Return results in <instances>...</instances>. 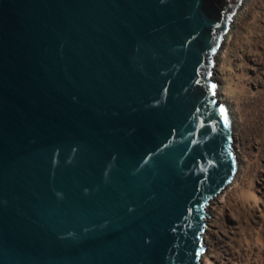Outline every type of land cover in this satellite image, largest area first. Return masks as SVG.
I'll use <instances>...</instances> for the list:
<instances>
[{
	"label": "water",
	"instance_id": "water-1",
	"mask_svg": "<svg viewBox=\"0 0 264 264\" xmlns=\"http://www.w3.org/2000/svg\"><path fill=\"white\" fill-rule=\"evenodd\" d=\"M241 1L0 0V264H199Z\"/></svg>",
	"mask_w": 264,
	"mask_h": 264
},
{
	"label": "rangeland",
	"instance_id": "rangeland-1",
	"mask_svg": "<svg viewBox=\"0 0 264 264\" xmlns=\"http://www.w3.org/2000/svg\"><path fill=\"white\" fill-rule=\"evenodd\" d=\"M213 57L236 170L205 205L199 264H264V0H242ZM214 54V55H215Z\"/></svg>",
	"mask_w": 264,
	"mask_h": 264
},
{
	"label": "bare ground",
	"instance_id": "bare-ground-1",
	"mask_svg": "<svg viewBox=\"0 0 264 264\" xmlns=\"http://www.w3.org/2000/svg\"><path fill=\"white\" fill-rule=\"evenodd\" d=\"M239 8H240V7H238V10H239ZM238 10H237V11H238ZM229 32H230V31L226 32V33L223 35L220 44L223 43L224 38H226V37L229 35ZM219 46H220V45H219ZM216 52H218V51H216ZM214 54H215V53H214ZM216 54H217V53H216ZM216 54H215L214 56H216ZM216 66H217V65L214 63V66H213V72H212V78H213V79H215V78H214V74H215L214 71H215ZM214 97L217 98V101H218V102H223L224 92H223V91H218L217 86H216V88H215ZM223 103H224V102H223ZM225 104H226V103H225ZM227 108H228V106H227ZM228 114L230 115L229 108H228ZM229 117H230V116H229ZM232 123H233V120H231V117H230V127H232V125H233ZM233 133H234V130H233V131L231 130V134H232V136H233ZM233 144H234V141H232V143H231L232 147H233ZM205 212H206V210H205Z\"/></svg>",
	"mask_w": 264,
	"mask_h": 264
}]
</instances>
